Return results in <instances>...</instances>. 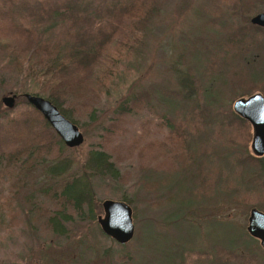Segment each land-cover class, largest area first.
<instances>
[{
    "label": "trees",
    "instance_id": "1",
    "mask_svg": "<svg viewBox=\"0 0 264 264\" xmlns=\"http://www.w3.org/2000/svg\"><path fill=\"white\" fill-rule=\"evenodd\" d=\"M259 1L261 3L257 0H205L199 10L201 18L205 19L201 21V27L206 29L209 25L218 31L223 30L219 47L231 50L237 47L239 55H247L253 47L264 48V27L252 24L249 19L264 7V0ZM159 2L0 0V86L7 87L15 98L33 93L49 99L75 124L78 122V107L89 108V117L97 122L95 129L98 130L96 143L92 142L86 151L82 144L70 148L27 100L25 108L17 115L8 107L5 111L0 110V177L3 180L5 177L9 188L6 195L0 192V226L4 224L3 229L15 228L18 220L13 201L17 184L23 185L27 173L37 166L44 167L45 177L50 181L41 189L49 206L34 205L33 219L43 222L44 230L53 236L62 238L69 236L72 225H77L75 228L81 237L85 231H93L100 209L95 180L119 182L123 176L122 166L132 164L133 155L141 156L143 151L153 152L154 157L157 154L161 158L160 165L168 174L184 172L187 165H191L196 151L191 147L188 130L181 118L163 114L157 116L156 122L152 118L141 121L139 130L126 128L142 109L156 115L148 106L150 96L147 91H126L113 113L103 121L97 120L99 100L104 95H112L129 70L122 63L123 56L116 55V52H125L128 57L130 53L133 55L142 43L145 23L157 10ZM17 16L27 18L28 26L15 24ZM244 19L246 23L239 25ZM116 35L120 38L115 47ZM208 55L211 56L210 51ZM248 60L247 65L262 62L255 57L251 62ZM207 64L211 65L209 61ZM202 71L194 75L190 69L185 72L176 69L177 90L167 91V102L177 106L198 97L205 79ZM262 82L246 81L244 92L236 97L255 90L264 95ZM206 99L208 106L202 110L210 109L214 117L221 113L217 123L232 136L235 142L232 143L247 147L251 139L250 123L236 114L231 104L226 111L222 110L211 93ZM194 107L200 110L198 104ZM152 127L155 132L161 131L162 136L152 138ZM242 155L237 154L241 162H250L264 173V155ZM124 158L128 163L123 162ZM257 180H262L259 184L264 187V179ZM121 199L131 204L125 196ZM259 199L264 203V198ZM262 206L264 209V204ZM133 221H136L134 217ZM224 222L228 226H225L222 244L212 249H196L190 245L191 239L188 246L178 242L169 248L168 262L264 264V254L255 247H247V241L255 240L247 230L240 232L230 221ZM97 230L101 237L117 243Z\"/></svg>",
    "mask_w": 264,
    "mask_h": 264
},
{
    "label": "rangeland",
    "instance_id": "2",
    "mask_svg": "<svg viewBox=\"0 0 264 264\" xmlns=\"http://www.w3.org/2000/svg\"><path fill=\"white\" fill-rule=\"evenodd\" d=\"M203 1L160 0L157 10L145 23L142 43L133 55L130 53L128 57L125 52H116L123 56L122 63L129 70L112 95L102 96L96 105L97 120L103 121L113 113L126 91H147L150 96L148 106L156 115L142 109L126 128L139 130L141 121L152 118L156 122L157 116L163 114L181 118L188 130L191 147L196 151L195 162L187 168L184 165V172L168 174L160 165L161 158L157 154L154 157L153 152L143 151L141 156H132V164L122 166L123 176L119 182L95 180L96 198L100 201L97 216L103 214L101 203L104 199L124 201L121 196H125L131 203L132 218L136 219L133 221L135 231L133 238L124 244L111 243L101 237L97 219V228L93 227L90 233L85 231L82 237L75 228L77 225H72L69 236L62 238L44 230L43 222L34 221L32 209L38 204L49 206L41 189L50 181L41 165L31 169L23 185L17 184V195H14L18 220L15 228L6 230L4 224L0 226V264H170L167 252L178 242L185 246L190 243L196 249H212L223 243L225 226H228L224 221H230L233 227L236 226L234 228L243 232L252 207L264 212V203L259 199L264 198V187L259 184L262 180H257L264 179V173L250 162H241L237 156L238 153L242 156L253 154L251 124V139L244 147L234 144L232 136L217 123L221 113L214 117L210 109L202 110L208 106L206 96L210 93L225 111L239 97L258 92L263 95L255 90L236 97L244 92L248 80H262L264 92V48L253 47L247 55H239L237 47L233 50L219 47L224 31L209 25L206 29L201 27V21L205 20L199 13ZM259 10L264 12V7ZM14 23L28 26L29 22L27 18L17 16ZM245 23L244 19L238 24ZM116 38L115 47L120 37L116 35ZM254 57L262 62L247 65L246 61L250 59L248 62H251ZM176 69L184 72L190 69L194 75L203 69L201 75L205 79L199 96L193 101L171 106L166 93L177 90ZM5 95L13 93L0 86L1 112L7 110L1 100ZM194 104H198L200 110ZM25 105L24 96L15 98L11 108L13 114L17 115ZM78 109L76 125L84 136L82 146L86 151L92 142L96 143L97 122L90 119L89 108ZM154 130L152 127V138L162 136L161 131ZM7 191L5 177L4 180L0 177V192L6 195ZM191 217L196 225L189 220ZM41 219L43 221L44 217ZM190 239L192 241L188 243ZM246 244L263 253L257 239Z\"/></svg>",
    "mask_w": 264,
    "mask_h": 264
},
{
    "label": "water",
    "instance_id": "3",
    "mask_svg": "<svg viewBox=\"0 0 264 264\" xmlns=\"http://www.w3.org/2000/svg\"><path fill=\"white\" fill-rule=\"evenodd\" d=\"M252 24L264 27V12H258L250 19ZM27 102L37 109L52 127L67 147H76L83 143L84 136L78 126L65 117L59 109L47 98L24 93ZM2 103L12 108L15 104V95H5ZM233 111L247 120L253 131L251 150L255 156L264 155V96L254 93L247 97H239L233 102ZM103 214L97 216V223L101 232L117 243L124 244L134 236L132 208L125 201L104 199L101 203ZM247 232L259 241L264 254V212L252 207L249 211Z\"/></svg>",
    "mask_w": 264,
    "mask_h": 264
}]
</instances>
